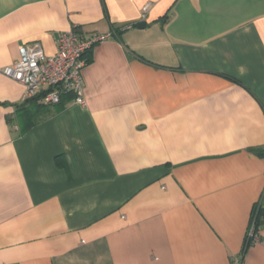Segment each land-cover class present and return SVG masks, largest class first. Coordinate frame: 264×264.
<instances>
[{"label":"crops","instance_id":"0c3cea01","mask_svg":"<svg viewBox=\"0 0 264 264\" xmlns=\"http://www.w3.org/2000/svg\"><path fill=\"white\" fill-rule=\"evenodd\" d=\"M73 26L82 102L28 104L1 69ZM256 204L264 0H0V264H264Z\"/></svg>","mask_w":264,"mask_h":264},{"label":"built area","instance_id":"2783aa9c","mask_svg":"<svg viewBox=\"0 0 264 264\" xmlns=\"http://www.w3.org/2000/svg\"><path fill=\"white\" fill-rule=\"evenodd\" d=\"M108 34L93 33L82 35L73 26L59 32L53 55L44 54L38 42L23 44L19 48V58L4 66L3 74L20 82L27 97L40 94L41 103H57L61 93L72 92L74 100L82 102L81 71L86 64V53L96 43L106 39ZM252 242L260 240L254 217L248 229Z\"/></svg>","mask_w":264,"mask_h":264},{"label":"trees","instance_id":"16d2710c","mask_svg":"<svg viewBox=\"0 0 264 264\" xmlns=\"http://www.w3.org/2000/svg\"><path fill=\"white\" fill-rule=\"evenodd\" d=\"M85 57H86V61H87V55H85ZM226 77L229 78V76H226ZM229 79H231V77ZM39 96H40V94L32 96V97H28L26 102L28 104L33 105V106H45V107H43V109H47L49 106L50 107L53 106L56 110H58L63 106L62 103L64 100H66L65 98L67 97L69 99L72 96L74 97V94L72 92L61 93L60 99L57 103H41L40 101H38ZM251 151H253L257 155L261 154V150L257 149V148H252ZM263 214H264V208L260 204H256L253 206L252 218L254 217V221H255L256 225H258L260 218L263 216Z\"/></svg>","mask_w":264,"mask_h":264}]
</instances>
